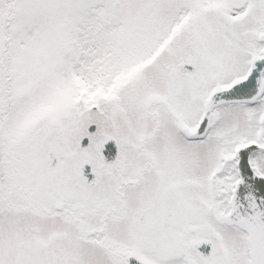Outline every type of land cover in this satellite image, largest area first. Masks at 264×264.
<instances>
[{"label":"snow or ice","instance_id":"1","mask_svg":"<svg viewBox=\"0 0 264 264\" xmlns=\"http://www.w3.org/2000/svg\"><path fill=\"white\" fill-rule=\"evenodd\" d=\"M0 264H264V0H0Z\"/></svg>","mask_w":264,"mask_h":264}]
</instances>
